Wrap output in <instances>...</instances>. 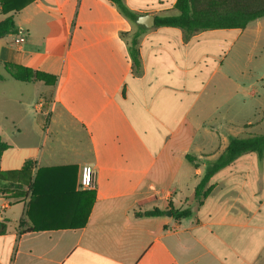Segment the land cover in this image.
Masks as SVG:
<instances>
[{
    "label": "crops",
    "instance_id": "1",
    "mask_svg": "<svg viewBox=\"0 0 264 264\" xmlns=\"http://www.w3.org/2000/svg\"><path fill=\"white\" fill-rule=\"evenodd\" d=\"M176 1L124 0L155 21L175 15ZM10 16L18 33L0 38V107L11 121L7 136L0 128L10 145L0 170L11 185L0 197V264H264V156H240L195 199L206 169L237 138L217 123L239 102L223 64L242 30L187 39L181 28L144 27L136 73L122 37L136 29L106 0L0 7V23ZM6 64L56 81L16 80ZM27 161L34 166L24 171ZM84 166L95 171L94 195L81 188ZM154 210L162 214L144 215Z\"/></svg>",
    "mask_w": 264,
    "mask_h": 264
},
{
    "label": "trees",
    "instance_id": "2",
    "mask_svg": "<svg viewBox=\"0 0 264 264\" xmlns=\"http://www.w3.org/2000/svg\"><path fill=\"white\" fill-rule=\"evenodd\" d=\"M118 9L120 14L130 21L136 31L127 33V38L124 33L122 37L126 39L128 52L132 60L133 70L138 73L141 70V59L139 49L140 31L145 30L143 26L137 25L136 21L139 15L131 11L124 0H106ZM34 2V0H0L1 12L3 14L17 13L23 10L26 6ZM177 13L169 16H157L156 27H173L181 28L185 31L188 39L195 31L220 30V29H236L243 30L250 23L264 19V0H177L175 4ZM18 30L14 23L13 16L6 18L0 23V38L9 34H16ZM6 71L16 80L22 82L44 81L46 84H54L55 78L45 75L40 72H34L30 69L21 66L5 65ZM4 80V76L0 74V82ZM10 148V145L5 142L0 135V163L2 155ZM248 153H255L260 158L264 156V134L256 135L247 138H234L220 156V158L210 165L195 190V199L201 203L212 191V186L209 185L212 177L219 171L230 166L237 158ZM186 158L194 162L195 158L187 155ZM34 166L33 161H27L23 170ZM11 172L9 174H15ZM3 174L0 170V197H7V190L11 185L4 184ZM89 194L94 195L93 191ZM162 212L154 210L146 212L145 216H158ZM178 218L187 217L190 215L189 210L182 212H173ZM6 220L0 216V235L7 230Z\"/></svg>",
    "mask_w": 264,
    "mask_h": 264
},
{
    "label": "rangeland",
    "instance_id": "3",
    "mask_svg": "<svg viewBox=\"0 0 264 264\" xmlns=\"http://www.w3.org/2000/svg\"><path fill=\"white\" fill-rule=\"evenodd\" d=\"M226 76H230L235 82L240 84L239 102L235 101L234 114L218 117L217 124H224L222 130L224 135L247 138L264 134V19L251 23L242 30L240 38L228 51L225 48V59L223 64ZM232 90L226 86V92ZM256 94L253 98L252 95ZM9 111L10 107H5ZM6 112L0 107V128L5 136L8 135L10 119ZM229 121L234 125L227 127ZM226 126V127H225ZM233 130V131H232Z\"/></svg>",
    "mask_w": 264,
    "mask_h": 264
},
{
    "label": "built area",
    "instance_id": "4",
    "mask_svg": "<svg viewBox=\"0 0 264 264\" xmlns=\"http://www.w3.org/2000/svg\"><path fill=\"white\" fill-rule=\"evenodd\" d=\"M24 42L21 37L16 41L17 44ZM36 114L44 116L48 114V101L40 99L36 104ZM81 188L87 191H93L96 188V174L91 166H84L81 173Z\"/></svg>",
    "mask_w": 264,
    "mask_h": 264
},
{
    "label": "water",
    "instance_id": "5",
    "mask_svg": "<svg viewBox=\"0 0 264 264\" xmlns=\"http://www.w3.org/2000/svg\"><path fill=\"white\" fill-rule=\"evenodd\" d=\"M136 24L146 28H151L156 24L155 17L153 15L139 16Z\"/></svg>",
    "mask_w": 264,
    "mask_h": 264
}]
</instances>
